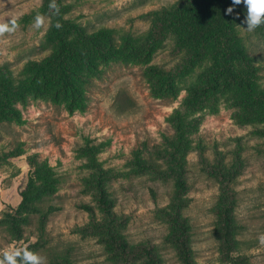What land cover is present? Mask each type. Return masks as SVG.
I'll return each mask as SVG.
<instances>
[{
  "label": "rangeland",
  "instance_id": "374dc122",
  "mask_svg": "<svg viewBox=\"0 0 264 264\" xmlns=\"http://www.w3.org/2000/svg\"><path fill=\"white\" fill-rule=\"evenodd\" d=\"M57 1L0 0L6 29L0 33V218L16 212L27 190L44 208L61 207L43 227L40 214L31 215L20 240L0 225V260L9 264L5 253H18L16 261L38 242L44 264L69 248L78 264H115L97 237L73 232L90 222L78 204L94 203L82 188L98 171L117 198L130 240L150 239L164 264H179L158 214L170 201L172 181L152 168L170 167L177 153L188 169L184 213L193 225L195 259L227 264L214 233L221 181L210 165H231L240 153L243 171L232 184L240 253L264 264V33L239 30L242 44L260 58L250 86H206L205 65L183 73L173 40L146 45L149 13L182 0ZM59 12L65 24L93 36L68 28L69 42L56 49Z\"/></svg>",
  "mask_w": 264,
  "mask_h": 264
},
{
  "label": "trees",
  "instance_id": "16d2710c",
  "mask_svg": "<svg viewBox=\"0 0 264 264\" xmlns=\"http://www.w3.org/2000/svg\"><path fill=\"white\" fill-rule=\"evenodd\" d=\"M62 4L63 0H58ZM232 0H182L161 10L149 13L151 28L146 41L148 47L159 46L163 40H173V53L179 56L182 72H191L199 65H205L200 77L206 86L224 85L234 88L236 85L250 86L258 73L260 58L250 53L242 44L239 36L240 20L235 19L237 13L244 18L246 9L237 5L232 15H226V9ZM57 7H55L56 10ZM54 24L60 26L62 34L55 37V48L59 44L69 42L68 33L89 37L86 28L79 25L68 26L63 22L64 14L53 15ZM264 33V25L258 27ZM170 74V73H168ZM172 81H175L172 78ZM204 88V87H202ZM201 88V89H202ZM194 91L198 87L193 88ZM264 99V98H263ZM264 102V101H263ZM261 112L264 116V105L261 102ZM96 145H87L86 150L96 149ZM174 164L163 169L158 164L153 165V172L162 181H172L173 190L166 207L160 208L158 214L168 226L164 239L176 252L179 264H201L196 261L192 244L193 225L184 213L190 199L186 196L190 190L187 167L173 153ZM207 160V158H205ZM210 171L221 181L220 192L215 205L216 221L214 233L218 241L220 260L227 264H250L249 258L240 253L239 229L241 224L236 216L237 198L232 188L233 182L242 174L244 161L240 153L231 165L223 160L219 164H211ZM111 176L106 174L104 178ZM82 192L92 196L94 203L83 202L79 208L86 211L90 222L78 225L73 232L83 238L97 237L104 245L115 264H164V259L158 246L150 239L133 242L127 235V222L117 211V198L110 189L107 179H101L100 172H92ZM155 196V190L152 189ZM23 201L14 214L5 213L0 218V225L5 226L15 239H22L25 225L33 214H40L43 227L49 216L61 209L60 206L49 204L46 208L36 203L31 197L33 192L24 191ZM40 244L30 243L16 259L15 264H30L24 253H36ZM50 264H78L72 257V248L51 256Z\"/></svg>",
  "mask_w": 264,
  "mask_h": 264
},
{
  "label": "clouds",
  "instance_id": "9594fccd",
  "mask_svg": "<svg viewBox=\"0 0 264 264\" xmlns=\"http://www.w3.org/2000/svg\"><path fill=\"white\" fill-rule=\"evenodd\" d=\"M237 5H243L246 13L243 19H240L237 13L235 19L240 20L239 26L243 27L248 32H254L258 27L264 25V0H232L231 5L226 9V15H232ZM6 29L0 26V33ZM261 243H264V237H261ZM18 253H5V259L9 264H15L14 257ZM26 261L30 264H44V259L36 253H24ZM0 264H5V261L0 260Z\"/></svg>",
  "mask_w": 264,
  "mask_h": 264
}]
</instances>
